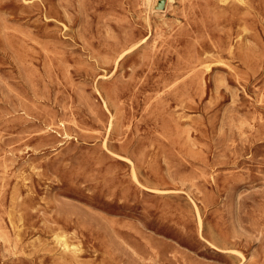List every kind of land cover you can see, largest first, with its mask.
<instances>
[{
  "label": "rangeland",
  "instance_id": "1",
  "mask_svg": "<svg viewBox=\"0 0 264 264\" xmlns=\"http://www.w3.org/2000/svg\"><path fill=\"white\" fill-rule=\"evenodd\" d=\"M0 264H264V0H0Z\"/></svg>",
  "mask_w": 264,
  "mask_h": 264
},
{
  "label": "bare ground",
  "instance_id": "2",
  "mask_svg": "<svg viewBox=\"0 0 264 264\" xmlns=\"http://www.w3.org/2000/svg\"><path fill=\"white\" fill-rule=\"evenodd\" d=\"M60 241H61V243H63V241H62V239H59ZM59 241V242H60ZM64 242H65V240H64ZM62 247H64L65 248V251L67 252V249H70L69 247V245L68 244H66V243H63V246ZM69 251V250H68Z\"/></svg>",
  "mask_w": 264,
  "mask_h": 264
}]
</instances>
